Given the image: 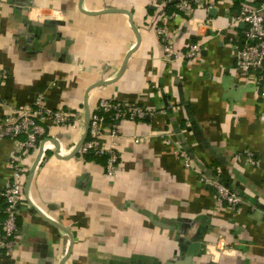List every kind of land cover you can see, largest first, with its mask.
I'll return each instance as SVG.
<instances>
[{
  "label": "crops",
  "instance_id": "obj_1",
  "mask_svg": "<svg viewBox=\"0 0 264 264\" xmlns=\"http://www.w3.org/2000/svg\"><path fill=\"white\" fill-rule=\"evenodd\" d=\"M212 1L170 22L176 53L203 45L189 62L165 58L162 0H0V121L39 94L72 113L92 114L103 98L158 112L119 123L115 178L102 157L69 158L85 124L53 131L64 157L49 152L28 192L36 157L25 160L15 246L0 264H61L70 249L65 264H264V86L237 67L243 2ZM105 10L129 11L141 37L118 79L138 36L127 14ZM15 150L0 138V205ZM203 174L229 183L242 210L220 206Z\"/></svg>",
  "mask_w": 264,
  "mask_h": 264
},
{
  "label": "built area",
  "instance_id": "obj_2",
  "mask_svg": "<svg viewBox=\"0 0 264 264\" xmlns=\"http://www.w3.org/2000/svg\"><path fill=\"white\" fill-rule=\"evenodd\" d=\"M236 1L243 3L241 9L234 15L233 26L246 27L243 39L235 46L237 67L248 76H256V83L259 86H264V0L258 6L252 5V0ZM170 4L175 5V12L172 15L165 11L166 6ZM198 7L211 12L215 10L216 5L212 0H162V11L154 30L161 41L165 58L168 61L178 58L191 62L195 61L202 53L203 45L201 43L190 45L185 55L176 53L172 44L174 33L169 26L174 18L180 15L191 16ZM46 101L45 95L39 94L32 104L15 107L11 114L0 121V138L10 139L16 143V150L10 164L11 178L5 184L2 193L3 202L0 205V256L13 251L15 246L18 232L17 222L27 179L25 160L30 156H35L37 159L43 149V154L37 165V169H41L48 161L49 152L57 151V146L53 142L57 139L53 135V131L75 128L78 123L85 124V112L72 113L54 110L46 104ZM157 113V111L146 109L138 103L121 102L114 98L101 99L91 114L88 137L79 154L82 157L89 154L106 157V173L110 178H115L120 164L117 148L122 139L119 123L127 120L137 122L152 119ZM261 117L264 120V114ZM107 121L111 122L110 133L106 131ZM106 135L112 139L110 148H106L103 144ZM164 136L168 137L166 134ZM57 144L60 146L59 157H64L63 149L58 141ZM183 159L186 168L190 169L192 166L190 158L185 156ZM246 159L248 162L254 163L251 155H248ZM200 179L207 188L216 194L220 206L227 205L240 211L245 206L242 196L223 181L212 176L207 177L204 174Z\"/></svg>",
  "mask_w": 264,
  "mask_h": 264
},
{
  "label": "water",
  "instance_id": "obj_3",
  "mask_svg": "<svg viewBox=\"0 0 264 264\" xmlns=\"http://www.w3.org/2000/svg\"><path fill=\"white\" fill-rule=\"evenodd\" d=\"M83 1H84V0H81L80 3L83 4ZM118 12H119V13H125V14H127V15L130 17V23H131V25L133 26V29L136 31V34H137V36H138V43H137V45L134 47V49L128 54L127 59H126V61H125V63H124V66H123V68H122V71L119 73L117 79L121 77L122 72L124 71L125 67L127 66L128 60L130 59V57L132 56L133 52L139 47V45H140V43H141V37H140V35H139L138 29H137L136 26H135V23H134V20H133V15H132L129 11H125V10H105V11H103V13H118ZM89 14H90V13H89ZM96 14H101V13H96ZM102 84H103V83H97L95 86H96V87H97V86H101ZM90 124H91V111H90L89 106L86 105V112H85V131H84V135H83V137L81 138V140H80V142L78 143V145L76 146V148H75L73 154H72L69 158H72V157H74V156H76L77 154L80 153V150H81V148H82L84 142L86 141V139H87V137H88V132H89ZM53 142H54V143L56 144V146H57V151L55 152V154H57V156H59L60 146H59V144H57V141L54 140ZM42 148H43V147H42ZM42 154H43V149H41V151H40V153H39V155H38V157H37V159H36V162H35V164H34L32 170H31V174H30V176H29V178H28V181H27V183H26V192H28L29 186H30L31 181H32V179H33V174L35 173V171H36V169H37V165H38V162H39L40 157H41ZM71 245H73V240H72V239H71ZM71 250H72V249H70V250L68 251L66 257L63 259V261H62L61 264H65V262L67 261V259H68L69 256H70Z\"/></svg>",
  "mask_w": 264,
  "mask_h": 264
},
{
  "label": "trees",
  "instance_id": "obj_4",
  "mask_svg": "<svg viewBox=\"0 0 264 264\" xmlns=\"http://www.w3.org/2000/svg\"><path fill=\"white\" fill-rule=\"evenodd\" d=\"M85 158H90L91 159V158H96V157L94 155H92V154H89V155H86ZM102 159L105 160V164H106V161H107L106 157H102ZM223 182L230 187L229 183H227L226 181H223Z\"/></svg>",
  "mask_w": 264,
  "mask_h": 264
}]
</instances>
